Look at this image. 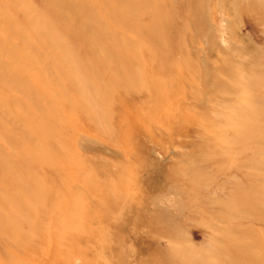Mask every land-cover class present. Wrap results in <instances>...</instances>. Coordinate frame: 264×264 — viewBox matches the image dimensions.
<instances>
[{
  "label": "rangeland",
  "instance_id": "374dc122",
  "mask_svg": "<svg viewBox=\"0 0 264 264\" xmlns=\"http://www.w3.org/2000/svg\"><path fill=\"white\" fill-rule=\"evenodd\" d=\"M0 264H264V0H0Z\"/></svg>",
  "mask_w": 264,
  "mask_h": 264
}]
</instances>
